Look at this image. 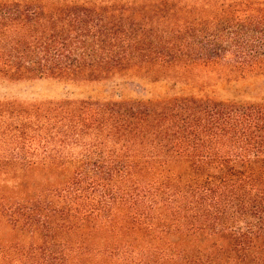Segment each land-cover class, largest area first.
Returning <instances> with one entry per match:
<instances>
[{
  "label": "trees",
  "instance_id": "trees-1",
  "mask_svg": "<svg viewBox=\"0 0 264 264\" xmlns=\"http://www.w3.org/2000/svg\"><path fill=\"white\" fill-rule=\"evenodd\" d=\"M213 2L0 0V80L264 69V0ZM0 174L6 221L28 240L12 264H83L91 247L122 246L171 264H264V103H7ZM202 236L214 242L194 247Z\"/></svg>",
  "mask_w": 264,
  "mask_h": 264
},
{
  "label": "rangeland",
  "instance_id": "rangeland-1",
  "mask_svg": "<svg viewBox=\"0 0 264 264\" xmlns=\"http://www.w3.org/2000/svg\"><path fill=\"white\" fill-rule=\"evenodd\" d=\"M209 1H215L217 3L215 5L219 6L222 2L232 0ZM183 98L212 99L229 104L264 103V69L238 73L225 68L160 64L132 66L126 70L112 72L99 80L57 81L48 78L0 80V105L80 101L163 103ZM42 174L30 172L26 176L31 182H40L44 177H48V174ZM3 176L0 174V204L1 199L9 198L13 191ZM56 176H59V173L52 172L48 178L53 180ZM138 238L142 239L140 236ZM19 239L23 238L6 221L0 205V251L3 250V257H10V261H3L5 264H12L13 259L25 260L27 256L25 253L29 249L28 240ZM136 241L137 244L140 243L138 239ZM213 242L204 236L198 237L194 241L196 244L194 247H207ZM36 245H39V241ZM13 246L15 247L12 249ZM32 248L35 249L34 245ZM93 249L91 247V253L81 259L83 264H171L147 256L141 257L136 254L139 249L133 252L127 246L100 249L99 252ZM214 252L207 251L201 260L206 261L207 256L213 258Z\"/></svg>",
  "mask_w": 264,
  "mask_h": 264
}]
</instances>
